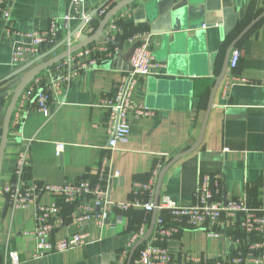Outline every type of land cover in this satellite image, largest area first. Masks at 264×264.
<instances>
[{
    "label": "crops",
    "instance_id": "0c3cea01",
    "mask_svg": "<svg viewBox=\"0 0 264 264\" xmlns=\"http://www.w3.org/2000/svg\"><path fill=\"white\" fill-rule=\"evenodd\" d=\"M71 1L14 0L10 31H4L0 18V79L37 56L27 54L22 65L14 66L12 47L28 43L20 33L45 30L52 18L75 15ZM118 1L82 0L80 11L90 14L107 2L102 8L106 12ZM263 10L264 0H135L113 16L117 26L110 34L106 25L91 43L98 48L97 62L82 70L64 90L50 94L48 115L33 106L31 95L22 103L19 100L11 118L0 173V259L8 250H15L20 258L18 264H117L138 229L144 227L146 233L153 210L147 212L141 206H132L120 212L107 205L105 226L100 228L95 221L82 222L79 230L87 235L86 244L35 256V240L23 234L33 227V209H11L2 193V187L15 175L18 157L22 154L25 158L23 176L28 185L61 184L84 177L107 178L118 172L117 177L107 180L109 199L147 201L149 197L139 185L149 179L153 167L157 168L158 178L172 157L197 141L226 48ZM103 15L96 12L78 34L86 36L90 26L94 30ZM80 22L78 17L60 19L57 43ZM137 29L148 32L158 65L136 83L132 101L153 112L147 117L132 116L127 139L111 148L108 113L101 103L116 96L133 50L129 36L138 32ZM109 35L111 40L107 39ZM66 44L34 65L60 53ZM42 48L39 54L49 49ZM234 48L240 50L235 71L247 82L235 83L227 89L220 82L199 144L167 168L159 197L165 194L177 203L192 204L200 177L216 174L222 199L245 198L251 206L261 199L264 193V17ZM59 73L54 64L37 75L39 84ZM9 83L0 84V89ZM6 93H0V128L8 103ZM16 115L21 120L18 124L14 123ZM58 143L63 148L57 156ZM51 199L49 194L39 196L40 202ZM69 212V207L64 205L65 224L55 232L54 239L76 231ZM159 217L163 218L164 226H172L174 230L165 243L173 254L172 264H182L186 256L214 258L236 249L228 238L210 235L204 228L189 226L185 221H172L167 210L156 209L150 236L158 226Z\"/></svg>",
    "mask_w": 264,
    "mask_h": 264
},
{
    "label": "built area",
    "instance_id": "2783aa9c",
    "mask_svg": "<svg viewBox=\"0 0 264 264\" xmlns=\"http://www.w3.org/2000/svg\"><path fill=\"white\" fill-rule=\"evenodd\" d=\"M13 2L14 0H0V18L4 23V31H10L9 20ZM81 2L82 0L71 1L75 15L67 14L52 18L45 30L20 33L28 39V43L17 44L12 47L11 59L14 66L22 65L27 54L36 56L43 49L42 47L51 48L57 43L60 36V19L70 20L73 17H78L84 22L83 28L87 23H90L92 17L88 13L80 11ZM99 13L103 15L105 10L101 9ZM107 25L109 34L117 26L113 17ZM92 32L93 27H88L86 34L89 35ZM69 33L70 31L67 35ZM80 36L84 35L77 33L73 36L75 37L73 40L70 38L67 41V47L76 43ZM149 37L147 31H138L129 36V40L134 43L128 62L129 68L117 85L116 96L113 99H104L101 103L108 113V123L110 124L108 146L111 148H114L118 142L127 139L132 116L147 117L153 112L146 106L132 101V93L136 83L150 74L152 68L158 65L150 47ZM107 39L111 40L112 37L109 35ZM96 53H98V48L89 44L69 54L56 63V69L61 71L58 76L52 77L41 85L38 76H36L23 90V92H27L20 94L18 101L20 100L22 103L29 100L31 95L33 106L43 115H48L50 94L64 90L82 70L93 66L97 62L98 55ZM239 57L240 50L233 48L229 56L226 73L222 79L224 89L235 83L247 82L245 77L235 71ZM6 95L9 98L8 90ZM16 116L14 123L18 124L21 120L18 115ZM62 148L63 144H56L55 155L58 156ZM24 165L25 158L21 154L18 157L15 175L2 187V193L11 209L30 207L33 209V227L24 231L23 234L35 240L37 248L35 256L43 253L66 251L86 244L88 242L87 235L79 230L82 222L95 221L100 228L105 226L107 224V205H112L120 212H124L132 206H141L147 212L152 211L155 207L152 197L158 174L156 167L151 170L149 179L139 185L140 190L147 193L149 197L147 201L142 202L134 198L127 202H115L108 197L107 180L117 177L118 172H113L107 178L91 179L84 177L65 181L61 184L28 185L23 176ZM42 193L51 195L52 199L48 202H40L39 196ZM219 194V176L205 174L199 179L195 201L192 204L177 203L165 194L159 197L156 209L167 210L172 221H185L189 226L204 228L208 234L228 238L236 245V249L228 255H217L214 258L191 255L186 256L182 264H257L263 262L264 193L254 206L249 205L245 198L222 199ZM63 204L69 207L71 224H74L77 229L60 239H54L55 232L65 224ZM157 224L154 233L139 250L137 258L133 259V264L173 263V254L165 244L168 236L174 231L173 227L164 226L161 217L157 219ZM144 233L145 228L140 227L134 238L127 244L117 264L125 263L135 240L142 237ZM19 262L20 258L15 250H8L4 258L0 259V264H18Z\"/></svg>",
    "mask_w": 264,
    "mask_h": 264
},
{
    "label": "water",
    "instance_id": "95a60500",
    "mask_svg": "<svg viewBox=\"0 0 264 264\" xmlns=\"http://www.w3.org/2000/svg\"><path fill=\"white\" fill-rule=\"evenodd\" d=\"M133 1H135V0H119L118 2H116L113 6H111L104 13L103 17L101 18V20L99 21L97 27L93 30L92 33H90L89 35H86V36H80L79 40L76 43H73L69 47H66L63 51H61L58 54L53 55L49 59H47V60H45V61H43V62H41V63H39L37 65H34L36 62H38L41 59H44L46 56L52 54L54 51L57 50L58 47L62 46L63 44H66L67 41L70 38H72L73 36L77 35V33L80 31L81 28H83V25H84V22L81 21L80 24L75 29H73L66 37H64V39H62V41H60L59 43H56L54 46L49 48L44 53H41V54L37 55L35 58H33L28 63L20 66L19 68L15 69L11 73H9L8 75H6L2 79H0V84H2L4 82H8V81L10 82L9 85H7L6 87L0 89V93L7 92V90L10 93V96L8 98V103H7L5 111H4V116H3V120H2V126H1V134H0V173H1L2 160H3V155H4L6 141H7V138H8L9 126H10L13 110H14L15 105H16L19 97H20V94L23 92V90L42 71H44V70L48 69L49 67L53 66L54 64L58 63L59 61H61L65 57H67L69 54H72L73 52H75V51H77V50H79V49L91 44L95 40H97L98 37L100 36V34L103 32V30H104L105 26L107 25V23L109 22V20L121 8L129 5ZM106 3L107 2H105L103 5H101L97 9H95V11L90 13L89 16L92 17L96 12H98L100 9H102ZM263 17H264V10L259 15L254 17L240 31V33L231 41V43L226 48L225 56H224V59H223V63H222L221 69H220L218 75L216 76V78L214 80V83H213V85L211 87V90H210V93H209V96H208V101H207V105H206V109H205V113H204V118H203V122H202L201 129H200L199 137H198L197 141L191 147H189L188 149L182 151L181 153L177 154L176 156L172 157V159L162 168V170H161V172H160V174H159V176L157 178V182H156L155 198H154V202H153L155 207L153 208V213H152L150 225H149L146 233H144V235L142 237H140L133 244V246L131 247V249L129 251V254L127 256L125 264H131V261L133 259V256H134L136 250L142 244H144V242L149 238V236L151 234V231L153 229L155 215H156V204H157L158 197H159V190H160L161 180H162L164 172L167 170V168L173 162H175L176 160H178L180 157L184 156L185 154L191 152L199 144V142H200V140H201V138L203 136L205 124H206V121H207V118H208V115H209V112H210V108L212 106L213 97H214V94H215L220 82L222 81V79H223V77H224V75L226 73L228 60H229V56H230V53H231L232 49L249 32V30L260 19H262ZM19 74H21V76L19 78H15ZM11 80H13V81H11Z\"/></svg>",
    "mask_w": 264,
    "mask_h": 264
},
{
    "label": "trees",
    "instance_id": "16d2710c",
    "mask_svg": "<svg viewBox=\"0 0 264 264\" xmlns=\"http://www.w3.org/2000/svg\"><path fill=\"white\" fill-rule=\"evenodd\" d=\"M93 26H96V25H93ZM94 28V27H93ZM143 29H137L136 31H141ZM0 132H1V128H0ZM145 244V243H144ZM144 244H142L135 252L134 254V257H137L138 256V253H139V250L144 246ZM134 259V258H133Z\"/></svg>",
    "mask_w": 264,
    "mask_h": 264
}]
</instances>
